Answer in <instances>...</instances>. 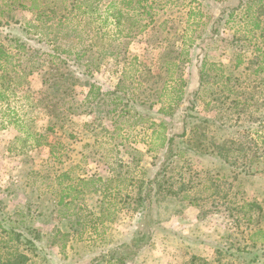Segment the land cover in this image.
Returning <instances> with one entry per match:
<instances>
[{
  "label": "rangeland",
  "instance_id": "rangeland-1",
  "mask_svg": "<svg viewBox=\"0 0 264 264\" xmlns=\"http://www.w3.org/2000/svg\"><path fill=\"white\" fill-rule=\"evenodd\" d=\"M147 3L150 17H137L125 38L113 25L76 21L48 34L31 0H0V46L18 55L7 35L28 27L63 49L85 48L83 69L123 98L117 107L109 97L89 101L83 78L42 57L0 102V264H119L110 259L118 250L132 254L126 264H264V71L253 73L264 38L250 33L257 11L264 26V0ZM29 56L21 55L26 71ZM169 106L171 116L159 114ZM184 128L177 142L191 151L173 158L142 209L166 138ZM35 133L48 144L34 146ZM140 229L151 244L134 253ZM238 248L258 261L240 259Z\"/></svg>",
  "mask_w": 264,
  "mask_h": 264
},
{
  "label": "trees",
  "instance_id": "trees-1",
  "mask_svg": "<svg viewBox=\"0 0 264 264\" xmlns=\"http://www.w3.org/2000/svg\"><path fill=\"white\" fill-rule=\"evenodd\" d=\"M246 3H248L249 8H251V2L248 1ZM30 8L36 12V22L40 24L41 28H46L48 34L50 32H54V29H58V31L61 33L64 30H61L60 28H63L64 24H70L73 21L75 23L76 21L78 24L85 22L84 24H86L89 28H91L90 26L92 24H101V26L102 24L105 26L108 24L113 25L114 28H117V34L122 35L125 38H128L132 35L131 31L133 27L138 24L137 17L143 15L150 17L152 11V6L147 3V0H31ZM248 11H250V9H248ZM234 14L235 10H232V12L227 17V22H229L234 17ZM224 15L225 14L223 11L221 18H219L217 21L221 22ZM49 22H51L50 25H48ZM123 24H129L130 27L128 29H123ZM143 29L144 28H142V30ZM92 30L99 31L98 28H94ZM255 31H260L262 34H259V37L264 38V26L261 24V18L258 14V11L257 15L254 16L250 33L253 34ZM31 35L32 34L30 33V29L28 27L22 29V32L19 34V36H11L10 34L7 35L8 39L9 37H13L10 39V42H12L14 45V49L18 55H13L7 48L0 46V102L7 101L10 97L15 95L17 88L21 87L27 81L28 77L31 76L35 71L43 67L44 62H39V59L42 57H48L49 61L47 64H51L54 68L65 66L69 68L68 70L70 75L73 76L76 74L78 77H81L85 80V86L89 88L86 97L89 101L91 100L95 102L100 100L104 103L108 100L105 98L109 97L110 104L114 105L115 107L123 103V98L121 95H118L119 87L117 91H104L102 85L99 82L92 80L93 72L88 69V66L83 69V58L87 54V49L84 48L74 52L72 49H63L59 44L58 38L46 41L43 38H38L37 35L36 37ZM257 51H262V55L258 56V66L253 71L254 74L264 71L262 66V62H264V50L262 48H257ZM23 54H30L29 60L31 63L29 66V71L21 68V55ZM185 55H188L186 48L180 52L179 59ZM207 63L208 62H205V60H202L200 70L201 79L206 77L208 73ZM9 75L11 76V79L8 81V84H6L5 80ZM227 80L229 79L227 78ZM43 83L45 85L47 82L44 81ZM179 99H181V97ZM115 110L116 108L112 110V112ZM192 110L193 108L186 110L184 114L185 119L189 117L187 113ZM172 111L173 110L171 106H169L168 108H161L159 110V114L167 117L172 115ZM198 120H201L204 123L209 121L205 118H198ZM160 126L164 127L165 124L161 122ZM47 130L48 132L53 131V126H49ZM186 134L187 129L184 128L182 134H176L166 138L163 145L166 159H164V162L162 163L160 170L156 173V176L147 182L145 194L138 198L139 207L142 209H151L150 202L152 201V186L157 185L158 189L162 187L163 183L161 179L167 172L170 164L173 162V158L177 157L180 153H184L185 151H191L190 148V150L182 148L185 142H177V140L184 139ZM33 136L35 138L34 146L48 144V140L46 139L45 135L35 133ZM98 179L101 181V178ZM81 181L83 184L90 183V181ZM92 181L95 180H91V182ZM146 204L149 206H146ZM253 205L254 204H252V207ZM0 227H2L1 224ZM16 230L17 228L13 227L11 231L8 232L10 237L14 235H17L18 237L19 234H14ZM133 242L136 249L134 253H136V251L139 252L145 246L151 244V234L146 233L142 229L137 230L133 236ZM130 247L131 246L129 245L127 246L128 249H130ZM229 250L230 248H227L226 251ZM236 252L238 253L237 257L240 259H244L241 255H253L252 258H250V263H256L260 257L258 252H247L246 250L240 248H238ZM122 253L123 254L121 255L120 251L118 250L116 252L117 255L113 253L110 259L115 260L119 264H126V261L132 257V254H130V256L128 255L126 258V256L124 257L125 254L123 251ZM93 261L94 264L100 263V261L98 262L97 259H93Z\"/></svg>",
  "mask_w": 264,
  "mask_h": 264
},
{
  "label": "crops",
  "instance_id": "crops-1",
  "mask_svg": "<svg viewBox=\"0 0 264 264\" xmlns=\"http://www.w3.org/2000/svg\"><path fill=\"white\" fill-rule=\"evenodd\" d=\"M250 203V202H249ZM258 233H262L261 231H259Z\"/></svg>",
  "mask_w": 264,
  "mask_h": 264
}]
</instances>
